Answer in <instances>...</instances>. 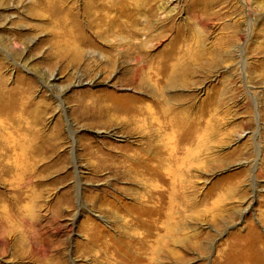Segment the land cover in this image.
I'll list each match as a JSON object with an SVG mask.
<instances>
[{"label":"rangeland","instance_id":"rangeland-1","mask_svg":"<svg viewBox=\"0 0 264 264\" xmlns=\"http://www.w3.org/2000/svg\"><path fill=\"white\" fill-rule=\"evenodd\" d=\"M165 105L192 158L149 232L121 152L175 148ZM5 214L0 264H264V0H0Z\"/></svg>","mask_w":264,"mask_h":264},{"label":"bare ground","instance_id":"bare-ground-1","mask_svg":"<svg viewBox=\"0 0 264 264\" xmlns=\"http://www.w3.org/2000/svg\"><path fill=\"white\" fill-rule=\"evenodd\" d=\"M172 68H173V66H172ZM180 73H181L180 69L176 66L175 70H173L172 73L169 75V79L170 80L168 81V86L170 85L171 88L176 87V85H177L176 83L179 82V80H178L179 77L178 76H180L181 81H182V79H184L186 81V78H187L186 72L184 71L183 72V75L180 74ZM45 83L47 84L49 82L47 81ZM165 106L166 107L159 106V108L161 109L160 111H161L162 116H163L164 126L172 131V135H169V134L166 135L165 136V140L168 143H171V141L172 142L174 141L175 142V148H172L171 149V147L169 146V150L168 151L167 150H163L162 147H159V146H157V147L151 146L150 141L147 142L145 140V142H146L145 146H143V145H138L137 146L140 149H138V152L136 154L126 155V154H124V153L121 152V156L124 158V160H126V162L129 163L128 167H132L133 168V173H136L135 174V176H136L135 179H138L139 178V180H140L139 182H137V184L139 186H141V188H140L141 189V192L139 193V194H141V197L139 198L138 202L145 201L149 197L148 200H147V203H146V210H144L142 208V206H140V208H139V209H141L140 210V212H141L140 213V216H142V214L143 215H147L146 213L149 214V218L146 217V219H144L145 227H148V231L149 232H150V227L153 230L156 229L157 231H160L159 228H160V224H161L159 222H161L160 221V217L162 216V211H161L162 209L161 208H158L159 206H158V204L156 203V201L154 199V194H156V191H158L157 189L160 188V187L162 188V191H164L163 186L167 184V190L166 191H168L169 194H170V202L168 204L169 205L168 208L171 210L172 209V206L174 205V195H177V193H178V187H177L178 184L177 183L180 184V182L178 181V178L181 175V173L185 171L184 169L181 168V166H178V163L182 159H189V160H191V158H192V154H191L190 147L187 148L186 151H184V152H187V153L183 157L174 155V153L176 154L177 152H175L173 150V149H176L177 146L178 147L183 146L190 139V137H191V135L193 133L192 125H188V128L184 129V131H182V132H179L180 131V128L182 126L184 127L186 125V120H188L189 118L188 117H185V118L180 117V118H178L177 117L178 114L177 113L175 114L174 113V110L169 105H165ZM148 110H150V109H148ZM131 111H133V110H131ZM189 114H191V112ZM131 120H133V119H131ZM106 121L108 122L107 124H110V125H115L116 123H118V124L122 123L121 121L114 123L115 122L114 118L112 119V121L110 120V118H108ZM144 121H145V123H147V119L146 118L144 119ZM163 121H162V123H163ZM131 124H132V122L125 121L123 125H127V126L130 127ZM131 128H132V126H131ZM176 143H177V146H176ZM139 146H141V147H139ZM124 160L123 161H120L118 159H115V164L122 163L124 165ZM117 161H118V163H116ZM172 163H175L176 164V167L173 166L174 168H171ZM122 164H120V165H122ZM125 167L127 168L126 165H125ZM137 168H139L138 169L139 170L138 172L136 171ZM178 169L180 171H178ZM122 171H124V170H122ZM129 172L128 173H125V177H128ZM139 172L142 175H139ZM117 173H119V172H117ZM120 174L122 175V173H120ZM123 176H124V174H123ZM130 178H131V176H130ZM175 186L177 187L176 189H175ZM154 190H155V192H154ZM165 192H162L161 193L163 195V197L165 195ZM149 208H151V209H149ZM158 209H160V211ZM157 210H158V213L161 212V215L160 216H156L155 212ZM0 219L1 220H8L9 217L5 214L3 216H0ZM141 225H142L141 228H143L144 227L143 226V222L141 223ZM148 231H147V234L149 235V232ZM158 235L159 234H157L156 236H158ZM141 236H142L141 238H143V235H141ZM152 241H153V239H152ZM155 242H158L159 243V239L158 240L156 239ZM149 248H151V247H149ZM142 254H143V252H142ZM143 256H144V258L146 257V252L145 251H144V255ZM140 259H141V257H140ZM140 259H138V260H140Z\"/></svg>","mask_w":264,"mask_h":264}]
</instances>
